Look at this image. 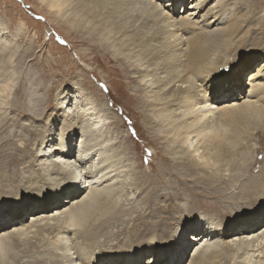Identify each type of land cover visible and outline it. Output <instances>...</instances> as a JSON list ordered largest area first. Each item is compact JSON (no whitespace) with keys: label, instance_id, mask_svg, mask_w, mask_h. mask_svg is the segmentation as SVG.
Here are the masks:
<instances>
[{"label":"rangeland","instance_id":"obj_1","mask_svg":"<svg viewBox=\"0 0 264 264\" xmlns=\"http://www.w3.org/2000/svg\"><path fill=\"white\" fill-rule=\"evenodd\" d=\"M157 1L160 2V0ZM184 1H179L176 7L177 11H183ZM168 2L167 0H161L164 6ZM185 2H189L192 7L201 2L199 3L201 4L199 6L201 7L200 11L197 9L189 12H195L194 17L198 15L194 19L201 17L200 19L210 26L209 30L211 31L224 29L228 21L236 16L235 18L239 21L241 27L240 33L233 37L237 36L236 40L244 39L249 42L241 51H236L235 60L224 69L222 67L220 74L207 76L209 86L223 79L226 81L221 85L220 83L217 86L215 85V88H208V95L211 98L210 106L213 107L214 113H211V115L208 112L204 120L210 118L209 120L215 125L221 123L219 120L222 106L232 102L241 103L247 99L249 90L247 81L250 74L255 72L261 64L264 65V58H261L259 54V51L264 53V48L260 49L258 46H252L255 42H262L264 38V0H186ZM127 8L125 10L127 15H135L137 9L144 8L145 10V0L134 1ZM167 8L170 9V6ZM48 11L49 8L46 3H43V0H0V86L4 82V84H9L7 90L0 92V122L2 123H0V218L10 217L9 220L2 222L5 227L0 228V231H7L9 226L15 227V224H18L15 220L19 217V209L24 202H28L26 210H30L34 204H37L36 199H40L42 201L41 205H43L47 199L45 195V197L43 195L38 197L32 191L25 192V184L28 186L26 178L30 169L38 174V172H43L48 165L52 168L54 160L57 162H60V160L55 157L51 159H46L47 157L39 158L37 152H42L40 149L45 147L46 150L51 145L56 148L60 139L67 140L69 132L72 131L69 122L75 121V117H77L79 124H81L79 111H83L89 101L92 102L95 111H99L98 114L107 113V118L99 121V118L95 119L96 115L91 117V120H87L93 128V133L87 136V143L85 142L90 146L87 147L86 154L82 155L81 159L77 161L79 168L72 165L73 163L76 164L73 159L69 166L76 174L83 173L88 177L91 174L98 173V170L104 167L105 164L110 166L105 171L106 181H99L98 183H92V185L87 183L86 186H89L87 191L92 186L102 189L105 186L112 185L107 190L118 201V207L123 210L120 213L121 218L117 219V222H111L107 229L103 231V234L108 233L106 238L102 237V241L104 239L107 241L104 244L107 248H97L96 251L110 253L111 248L109 247L128 238L134 228L142 226L144 222H157L158 224L155 226L156 234L162 238L164 231L168 230L167 235L165 234L161 241L157 239L156 242H147L150 245L147 244L146 247L151 248L152 252H156L162 247L166 248L167 255L165 256L166 253L158 251L160 259L162 257V263L160 264H191L195 250L206 243L191 241L193 247L191 248V245H189L185 248L188 252L183 260L185 255L181 254L179 256L178 246H185L184 240L189 234H199L205 228H210V225L215 227H212V229H218L219 231L224 228H231L232 223L237 227L244 226L245 228L247 224L240 221L246 215L253 216L251 220L255 219L254 221L259 222L256 220L258 216H255L259 215L258 203L249 206L245 209V214L239 216L236 215L238 213L237 202L231 199L227 200V198H229L230 193L239 192L240 183L244 179L249 180V178H255L262 173L264 168V123L243 118L240 120L239 125L231 126L241 133L243 144V146L241 145L242 148H239L241 146L236 148L239 153L242 152L236 157L235 164L232 165V163L224 161L222 168L219 170H213L211 167L205 166L202 163L203 161L198 158L203 148L202 150H195L196 146L201 145L202 141L190 136L189 140L182 144L183 147L176 146L177 142H173L172 133L166 131L170 126L165 122H160V120L154 122L157 119L155 115L160 114L157 111L158 108L153 107L151 109L149 107L146 109L141 105L142 102L152 98H149L150 93L145 89L142 95L140 94L141 92L138 91L139 84H145L148 80L145 85H151L156 78L165 77V73H159V75L147 77L144 80L138 77L135 80L134 76H137L135 72L132 70L125 71L120 65L118 66L120 63L117 62L115 57V48H112L110 43L108 46L107 44L103 46V48L102 45L104 44L99 41L100 39L90 40L89 35L86 37L82 33L75 32L69 24L60 22L59 25H56V22L54 23L51 18L47 17L46 13ZM53 17L58 18L55 15ZM56 20L58 22L60 19ZM132 20L133 16L132 18L123 19L122 22L130 25ZM179 33L181 34V32ZM183 33L180 36L184 39L196 35L202 36L197 28H190L188 31H183ZM215 36H208L209 41L207 43L213 42L215 45L221 46L220 37L216 38ZM207 47L208 45H206ZM225 49L231 50L228 47ZM244 62L251 64L250 67L245 70L241 67L242 70L237 74L238 68ZM177 85L180 84L176 83L174 86V83H172L167 85L164 90L172 91L178 87ZM153 88V93H160L156 84L153 85ZM69 95L73 100L67 108H60L61 101ZM102 103H106L109 111L105 112L101 109L103 107ZM209 108L206 107L205 110ZM184 109L181 107L176 109L175 112L180 114V111L182 113ZM25 110L28 111V114ZM144 114L149 117H145ZM87 122L82 123L86 125ZM44 131L45 136L41 144L40 137H43ZM53 133L54 136H52ZM51 136L52 140L50 141ZM82 140V134L79 137L77 135L74 146L76 152L84 145L81 144ZM66 142L69 143V141ZM68 145L72 146L71 143ZM106 154L109 158L108 163L103 165L100 160ZM74 158L76 159L77 156ZM189 162H198L197 166H194L195 170H189L182 165V163ZM210 175H218L219 177L221 175L222 179L214 183L215 181L207 178ZM63 181V185L66 186L63 197H66L70 192L66 191L69 188L67 185L72 181L67 177L63 178ZM219 191L221 195L218 196ZM222 193L226 195L224 196ZM219 197L223 199L220 200ZM64 199L66 198H62L61 201L63 202ZM31 213H33V209L29 212V214ZM260 219L263 220L262 223L256 227L253 225L257 231L253 236L250 235L249 239L264 231V215L261 213ZM31 220L30 218L29 222ZM4 222L8 223L9 226ZM185 226L187 227L185 228ZM73 229L71 235L76 233ZM177 231L181 235L180 245L172 246L170 243L171 240L175 239L174 235ZM35 233L31 234L34 235ZM43 234L45 237L48 235L46 231ZM152 234L153 232L139 241H143V245H145L146 239H150L149 236H153ZM230 234L231 236L226 239L224 237L221 239L222 236L216 234L210 242L224 247L226 241L237 243L238 238H242L238 230L231 231ZM38 235L39 233L35 234L36 237ZM39 237L42 236L39 235ZM232 239L236 241L232 242ZM34 241H36L37 248L30 251L31 253H25L19 264H55L56 259H62L65 264L81 263V259H74L72 263L63 259L62 250L55 251L59 253L58 256H55L52 249V240L46 242V240L40 241L34 238ZM169 247L171 248L169 249ZM258 247L257 249L260 251L264 250L262 249L264 245ZM220 248L222 250V247ZM88 250L90 252L91 249H86V251ZM217 250H219V247ZM71 252L73 253L74 250L71 249ZM113 253H115V250L112 251ZM257 253L254 255L257 256ZM21 255L22 253H19V256ZM176 255L180 258L179 262ZM174 257L176 259L173 262ZM237 257L238 254L234 253L230 256L228 262L222 260V264H236L235 259ZM150 260L152 258L149 259L147 255L145 263H151ZM253 261L250 260L249 262L255 264ZM10 264L18 263L11 259Z\"/></svg>","mask_w":264,"mask_h":264},{"label":"bare ground","instance_id":"obj_2","mask_svg":"<svg viewBox=\"0 0 264 264\" xmlns=\"http://www.w3.org/2000/svg\"><path fill=\"white\" fill-rule=\"evenodd\" d=\"M134 1L144 0H43V3H46L50 11L46 13L47 17L51 18L54 23L56 22V25H59L60 22L67 25L69 24L71 28H74L75 32L82 33L86 37L89 35L90 40L100 39L99 41L104 44H101L102 47L106 46V44L108 46L110 43V46L115 48L114 54L116 55L117 62L120 63L118 66L120 65L125 71L132 70L135 72L137 76H134V79L140 77L144 80L147 77H154L159 75V73H165V77L156 78L151 85H145L148 80L145 84H139L138 91L141 92L140 94L142 95L145 89L150 93L149 98H152L142 102L141 105L146 109L149 107H151V109L153 107L158 108L157 111H159L160 114L155 115L157 119H155L154 122L160 120V122H165L170 126L166 131L172 133L174 137L173 142H177L176 146L183 147L182 144H185L190 136L196 137L199 141H202L200 146H196L195 150L198 151L203 148L198 158L203 161L202 163L205 166L211 167L213 170H219L222 168L221 166L224 161L230 162L233 165L236 157L242 152L239 153V150H236V148L237 146H243V144L241 141V133L231 126L239 125L240 120L243 118L264 123V65L262 66V64L258 66L255 72L250 74V78L247 81L249 84L247 99L241 103L232 102L231 104L222 106L220 109V120H222H219L221 123H216L214 125L213 122L209 120L210 118L204 120L208 112L210 114L214 113L212 110L213 107L210 106L211 98L208 95V88L226 82L223 79L209 86L207 76H217L220 74L222 67L224 69L235 60L237 56L236 51H241L249 43L248 40H236L237 36L233 37L240 33L241 27L239 21L235 18L236 16H233L234 18L228 21L224 29L211 31L209 30L210 26L205 23V21L203 22L200 19L201 17L194 19L198 15L194 17L195 12H189L197 9L200 11L201 7L199 6L201 4L199 3L201 2L196 3V5L192 7V5H190L189 2H185V0L183 11H177L176 7L180 0H167L169 2L168 4L165 3V6L161 3V0L160 2L157 0H145V10L144 8L140 10L137 9L135 15H127V11L125 10H127V6ZM168 6H170V9L167 8ZM53 15L58 16L60 20L57 22L56 19L58 18L53 17ZM132 16L133 20L130 25H126L122 22L123 19L127 17L132 18ZM137 22L138 24L136 25ZM190 28H197L202 36L200 35L199 37V35H196L188 39H184L180 36L183 31H188ZM179 32H181V34ZM208 36L220 37L221 46L215 45L213 42L207 43L209 41L207 38ZM262 40V42L253 43L252 46H258L260 49L264 48V38ZM206 45H208L207 48ZM226 47L231 48V50H226ZM259 54L261 58H264L263 52L259 51ZM250 65L251 64L245 62L244 64L242 63L237 70V74L242 70L240 69L241 67L245 70L249 68ZM234 73H236V71H234ZM209 79L211 78L209 77ZM4 83L0 86V92L8 89L9 84ZM172 83H174V86L176 83L180 85H177L178 87L172 91L164 90L167 88V85ZM155 84L159 88L160 93H153V85ZM72 100V97L69 95L61 101L59 107L64 109L67 108ZM102 106L101 109L103 111H109L106 103H102ZM181 107L185 108L184 111H182V113L180 111V114L176 113V109ZM206 107L210 108L205 110ZM26 112L28 114V111ZM98 112L99 111H95L94 107H92L91 101L87 102L83 111H79L81 124H79L77 117H75V121L72 120L69 122L72 131L69 132L68 138H66L67 140L60 139L58 140L59 142L56 148L51 145L48 149L45 150L44 147V150L40 149L42 152H37V157L39 158L47 157L46 159H51L55 157L60 160V162L54 160V162H52V168L48 165L43 172H38V174H36L33 169H30L28 177L26 176L28 186L25 184V192L32 191L35 193V196L39 197L43 195V197L46 196L47 199L45 202L43 201V205H41L42 201L40 199H36L37 204H34L33 208H31L33 209V213L31 214H29L31 209L26 210V204H28V202H24L23 206L19 209V217L15 220L18 224H15V227L13 226L14 228L4 222L9 227L7 226V231H0V264H10L11 259L17 261L19 264L20 259L24 257L25 253H31L30 251L37 248L34 238L40 241L46 240V242L52 240L53 254L58 256L59 253L55 251L62 250L63 253L61 255L63 259H66L69 263L74 262V259H81L80 264H146L148 263H145L147 255L149 259L152 258V260L149 261L152 262L148 264L162 263V257L160 259L158 251L160 253H166L164 254L165 256L167 255L166 248H157L158 250H156V252H152L151 248L146 247V245L149 244L147 242H156L157 239L161 241L164 235H167L168 230L164 231L162 238L156 234L155 226L158 224L157 222H144L142 226L134 228L128 238L109 247L111 248L110 253L96 251L97 248H104V244L107 242L105 239L102 241V237L106 238L108 236V233L103 234V231L107 229L111 222H117V219L121 218L120 213L123 212V210L118 207V201L107 190L110 189L112 185L105 186L102 189L92 186L87 191L89 187L86 186L87 183L92 185V183H98L107 178L105 171L110 166H107L105 163H108L107 161L109 158L107 154L104 155L105 157L100 160L103 165L105 164L104 167L98 170V173L91 174L90 177L83 173L76 174L69 165L75 160L76 164L73 163L72 165H76V167L79 168V163H77V161L81 159L82 155L86 154L87 147L90 146L86 144V138L89 134L91 135L93 133V128H91L87 120H91L90 118L96 115L95 119L99 118V121L107 118V113H104L106 115L104 117V114H98ZM144 115L145 117L148 116L147 114ZM87 116H89V118H87ZM82 122H87L88 124L85 125ZM80 134H82L83 138L81 144L84 145L76 152V148H74L75 140L77 135L79 137ZM44 136L45 131L43 132V137H40L41 144L43 143ZM52 136H54V133ZM52 136L50 137V141L52 140ZM66 141H69L72 146L70 147L68 145L69 143ZM242 146L239 148H242ZM76 156L77 158L75 159L74 157ZM191 162L182 163V165L189 170L194 169V166H197L198 162ZM101 174L102 176H100ZM66 177L72 182L67 185L69 188L66 191H70L68 193L69 195L63 197L66 187L63 185V178ZM110 177L112 178V176ZM207 178L212 179L215 181L214 183H216V181H221L222 176L210 175ZM215 187L217 188V186ZM219 195H221L220 191L218 192V196ZM222 195L225 196L226 194L222 193ZM228 197L227 200L231 199L237 202L238 213L236 215L239 216L244 215L245 209L249 206L258 203L259 215L257 214L255 216H258L256 220L259 222L254 221L255 219L251 220L253 216L246 215L240 221L247 224L245 228L244 226H239V228L232 223V225H230L231 228H224L219 231L218 229H212L213 226L210 225V228H205V230L199 234H189L186 240H184V243H186L185 246L180 245L179 239H181V235H179V231H177L174 235L175 239L171 240L170 244L172 246L180 245L178 246V254L179 256L181 254L185 255L183 260L188 252L185 248L189 245H191L190 247L192 248V242L194 240L206 244L195 250V255L193 254L191 264H222V260L228 262L230 256L234 253L238 254V257L235 259L237 262L236 264H251L249 261L251 260L252 262L254 258L255 260L253 262L255 264H264V250L260 251L257 249L259 248L258 246L264 245V231L253 238H248L250 235L253 236L257 231L254 226H258V224L263 221L260 219V213L264 215V168L262 169V173L255 178H249V180L244 179L240 183L239 192L230 193ZM62 198L66 199L62 202ZM221 199L223 198H220V200ZM30 218L32 220L29 222ZM9 219V216L6 217V219L0 218V228H4L5 226L2 222ZM186 227L187 226H185V228ZM71 228H74L73 230L76 231L73 235H71ZM230 230L232 232L238 230L239 234L242 236V238H238L237 243L226 241L224 247L222 245L218 246V244H211L210 241L216 234L221 235V239L223 237L226 239L231 236ZM45 231L48 234L47 237L43 236V232ZM34 232L39 233L42 237H39V235L36 237V233L32 235L31 233ZM152 232L153 236H149L150 239H146L147 241L145 245H143L144 242L139 240L142 238L144 239ZM235 241L236 240L233 241L232 239V242ZM86 247L91 249L90 252L89 250L86 251V249H88ZM218 247L219 250H217ZM220 247H222L223 251ZM170 248L171 247H169V249ZM71 249L74 250L73 253ZM113 250H115V253L112 254ZM256 252H258L257 256L254 255ZM19 253H22V255L19 256ZM175 259L174 257L172 261L174 262ZM177 260L179 262L180 258L177 257ZM54 263L65 264L62 259H56Z\"/></svg>","mask_w":264,"mask_h":264}]
</instances>
